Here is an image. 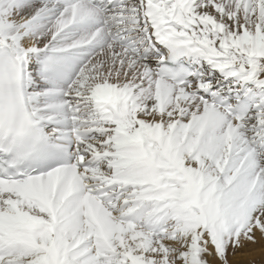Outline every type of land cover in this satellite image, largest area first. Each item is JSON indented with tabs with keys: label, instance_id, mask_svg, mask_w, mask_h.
I'll list each match as a JSON object with an SVG mask.
<instances>
[{
	"label": "snow or ice",
	"instance_id": "6c2138e0",
	"mask_svg": "<svg viewBox=\"0 0 264 264\" xmlns=\"http://www.w3.org/2000/svg\"><path fill=\"white\" fill-rule=\"evenodd\" d=\"M259 241L264 0H0V264Z\"/></svg>",
	"mask_w": 264,
	"mask_h": 264
},
{
	"label": "bare ground",
	"instance_id": "6f19581e",
	"mask_svg": "<svg viewBox=\"0 0 264 264\" xmlns=\"http://www.w3.org/2000/svg\"><path fill=\"white\" fill-rule=\"evenodd\" d=\"M259 238V233H257ZM230 259L240 261V264L259 263L264 260V241H259L256 244L246 243L244 248L239 250L235 256H232L230 250Z\"/></svg>",
	"mask_w": 264,
	"mask_h": 264
},
{
	"label": "rangeland",
	"instance_id": "374dc122",
	"mask_svg": "<svg viewBox=\"0 0 264 264\" xmlns=\"http://www.w3.org/2000/svg\"><path fill=\"white\" fill-rule=\"evenodd\" d=\"M246 264H264V260L263 261H259V263L257 262V263H246Z\"/></svg>",
	"mask_w": 264,
	"mask_h": 264
}]
</instances>
